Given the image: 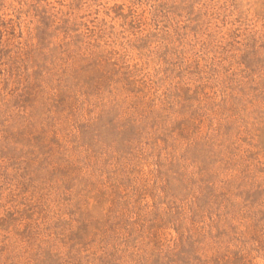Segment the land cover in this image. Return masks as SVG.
<instances>
[{
  "label": "rangeland",
  "instance_id": "1",
  "mask_svg": "<svg viewBox=\"0 0 264 264\" xmlns=\"http://www.w3.org/2000/svg\"><path fill=\"white\" fill-rule=\"evenodd\" d=\"M0 264H264V0H0Z\"/></svg>",
  "mask_w": 264,
  "mask_h": 264
}]
</instances>
